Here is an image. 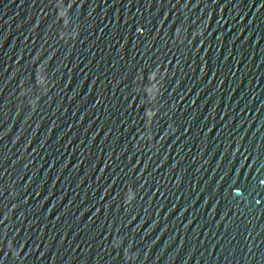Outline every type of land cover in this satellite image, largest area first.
Wrapping results in <instances>:
<instances>
[{
    "label": "water",
    "instance_id": "obj_1",
    "mask_svg": "<svg viewBox=\"0 0 264 264\" xmlns=\"http://www.w3.org/2000/svg\"><path fill=\"white\" fill-rule=\"evenodd\" d=\"M0 264H264V0H0Z\"/></svg>",
    "mask_w": 264,
    "mask_h": 264
}]
</instances>
